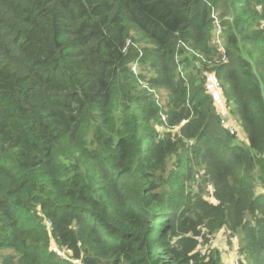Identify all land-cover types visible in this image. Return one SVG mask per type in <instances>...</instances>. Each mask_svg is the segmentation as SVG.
I'll return each instance as SVG.
<instances>
[{"label":"trees","instance_id":"trees-1","mask_svg":"<svg viewBox=\"0 0 264 264\" xmlns=\"http://www.w3.org/2000/svg\"><path fill=\"white\" fill-rule=\"evenodd\" d=\"M219 232L264 264V0H0V264H231Z\"/></svg>","mask_w":264,"mask_h":264},{"label":"rangeland","instance_id":"rangeland-1","mask_svg":"<svg viewBox=\"0 0 264 264\" xmlns=\"http://www.w3.org/2000/svg\"><path fill=\"white\" fill-rule=\"evenodd\" d=\"M134 70L137 71V69H135V67H132ZM215 79L213 78L212 75H209L208 77V86L209 89L214 93V100H215V104L216 107L218 109V112L221 113L222 117L225 119L227 116V108H226V103L225 100H223L222 98V94L217 91V86L215 85ZM228 119V128L234 127L235 130H237L238 128V133H240V136L244 137V133L243 130L240 128V126L237 123L238 119H235L233 117L230 118H226ZM214 241L211 245H213L214 247H217L222 255V258L224 261H227L231 264H235L238 253H237V241L232 238L229 239L227 237V234H225L224 232H219L216 233L214 235ZM230 240L229 242H227V240Z\"/></svg>","mask_w":264,"mask_h":264},{"label":"built area","instance_id":"built-area-1","mask_svg":"<svg viewBox=\"0 0 264 264\" xmlns=\"http://www.w3.org/2000/svg\"><path fill=\"white\" fill-rule=\"evenodd\" d=\"M224 120V119H223ZM227 128H228V126H227ZM228 130L231 132V133H234V131H235V128L234 127H231V128H228ZM75 262H77V260H74Z\"/></svg>","mask_w":264,"mask_h":264}]
</instances>
